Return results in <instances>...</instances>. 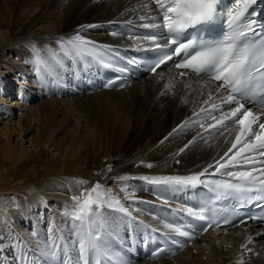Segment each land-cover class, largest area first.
Instances as JSON below:
<instances>
[{"label": "bare ground", "instance_id": "1", "mask_svg": "<svg viewBox=\"0 0 264 264\" xmlns=\"http://www.w3.org/2000/svg\"><path fill=\"white\" fill-rule=\"evenodd\" d=\"M143 2L3 0V4L12 11L11 17L16 15L25 19L24 29H17L7 36L0 34V158L15 165H26L29 168L25 175H33V179L31 183L19 181L8 192L0 181V258L12 246L13 230L32 243L33 227L42 235L49 221H63V210L72 205L73 196L90 189L96 182L118 193L125 207L135 212L137 209L132 207L131 201L149 194L141 190L138 179H132L123 183L134 188L135 194L131 199H125L118 183L120 176L192 174L212 163L213 158H218L228 147L230 139L225 133L212 138L201 133V138L197 134L202 128L189 127L173 132L208 96V86L200 89L202 80L193 79L192 90H189L185 84L190 78L176 80L166 69H162L158 74L145 76L122 90H100L89 95L74 94L61 98L55 96V88L67 87V73H74L75 66L81 69L80 65L65 58L57 76L58 83L55 84L34 70L32 45L40 49L41 55L48 56V49L56 48L58 38L69 37L77 30L102 45L131 44V39L119 33L118 29L123 21L135 22L143 14ZM55 10L59 13L57 17L49 12ZM81 25L97 27L81 29ZM113 32L117 35L113 36ZM35 100L41 101L36 106L26 105ZM185 100L187 103H184ZM108 105L116 110L113 111L116 114L115 122L108 127L109 141L116 143H112L103 156L106 158L112 151L119 153L116 158H122V154L128 155L140 149L141 143H148L149 146L132 160L110 163V172L107 171L109 166L92 172L86 165L88 154L81 153V149L87 141L89 143V139H93L91 133L102 128L100 113ZM28 107L34 108L31 111ZM82 112L89 128H83L81 118L74 116ZM61 131L67 132V138L61 141L72 145L67 146L65 151L61 147L57 150L50 144L57 141ZM193 137H196L195 141ZM128 139V145L123 147L124 143L121 142ZM190 141L193 142L190 144ZM165 144L169 148L167 153L155 158L152 153L149 154L153 148L160 145L162 148ZM182 148L185 150L180 152ZM45 150L50 153L48 160L40 156ZM146 158L155 159L153 168L141 164V161H147ZM177 160L180 163L172 165ZM31 161H36V167L29 164ZM8 193L15 196L8 197ZM106 214L115 220L119 231L121 214L108 210ZM261 231L260 227L242 224L225 232L207 233L173 258L139 264H237L239 261L243 264H264V235ZM119 237L121 240L120 233ZM242 245H247V248ZM9 262L14 264L10 258Z\"/></svg>", "mask_w": 264, "mask_h": 264}, {"label": "snow or ice", "instance_id": "2", "mask_svg": "<svg viewBox=\"0 0 264 264\" xmlns=\"http://www.w3.org/2000/svg\"><path fill=\"white\" fill-rule=\"evenodd\" d=\"M255 3L256 0H234L228 9L219 7L222 0H146L141 5L145 12L138 16V20L143 22L139 26L152 31L128 38L147 42L144 48L157 53L147 70L155 74L161 65L178 57L179 61L173 66L187 70L178 73L181 78L190 77L186 88L192 90L193 79L215 82L207 99L202 101L208 107H201L198 112L193 110L192 115L173 132L196 127L203 128L205 132L215 129L222 134L238 127L230 147L199 172L139 177L123 175L118 178L125 199H131L135 194L134 188L123 183L132 179L154 186L153 190L164 205H168V199L162 195L164 192L203 187L209 194L197 205L179 210L190 218L188 222L161 217L163 230L145 225L148 230L147 236L142 237L145 244L150 242L148 237L154 238L158 234L166 243L182 249L185 243L176 237L187 241L196 238L191 221H208L200 229L203 233L214 226L219 228L232 224L241 210L253 203L264 213V35L257 39V28L264 30V25H257L249 18L248 10ZM218 22L225 25L221 35H206ZM93 27L97 25L80 26L81 29ZM111 34L117 35L115 32ZM31 48L34 70L53 84L58 83L57 76L65 58L85 69L92 65L113 69L116 68L114 61L119 58L117 49L88 39L80 30L69 37L58 38L56 48L48 49V56L41 55L35 45ZM117 70L126 71L125 68ZM102 86L111 88L113 81ZM205 87L207 85H200L201 90ZM208 120L214 123L204 128V122ZM197 135L203 138L201 133ZM195 139L193 137V141ZM184 150L182 148L180 152ZM141 164L147 168L154 167L152 163L141 161ZM107 171H112L110 166ZM72 199V205L63 210V221H49L43 235L33 227L32 243L12 231L17 264H130L121 246L118 225L106 210L120 213L119 219L128 225L133 221L143 222L125 207L120 195L96 182ZM153 218L156 219L157 215L153 214ZM248 219L264 223V215ZM242 247L247 248V245ZM167 251L162 246L153 253V258L161 253L167 254Z\"/></svg>", "mask_w": 264, "mask_h": 264}, {"label": "rangeland", "instance_id": "3", "mask_svg": "<svg viewBox=\"0 0 264 264\" xmlns=\"http://www.w3.org/2000/svg\"><path fill=\"white\" fill-rule=\"evenodd\" d=\"M0 2H1L0 4L2 5V6H0V34H4V36H7V35H11V33L16 31L17 29H24L23 20L25 18H20V16L17 17L16 15L11 17L12 11L8 10V7L3 4V0H0ZM3 7H4V9H3ZM49 12L52 13V16H55V17L59 16L58 11H56V10L54 12H52V11H49ZM49 12H47L46 14H50ZM40 101L41 100H35V101L30 102L26 105H29V106L35 105L36 106ZM28 108H30L29 110L32 111V109L34 107L33 108L28 107ZM114 109H115L114 107H111L109 105L105 106V110L102 112V114L100 113V120H99L100 123L102 124V128H99L98 130L93 131L91 133L93 135V139H89L90 140L89 143L87 141L85 143V145H83L84 147H82V149H81V153L83 152L85 154L86 153L88 154V155H86L87 156L86 158H89V160L86 161V165L88 167H90L92 172H99L102 168L109 166L110 163L126 162V161H128V159L132 160L133 158L138 157L145 149H148V146H149L148 143H141V146H139L140 149H138L132 153H129L128 155L122 154V158H120V157L116 158L119 153L114 154V153H112V151H111V154L109 156H106V158H105V156H103L104 154H106L108 149L110 147H112V143H116V142H110L109 141V133H108L109 132L108 127H111L113 125V123L115 122L114 120L116 119V114H114V112H113L116 110H114ZM74 116L76 117V119L81 118V125H83L82 126L83 128H89L88 126H86V124H87V122L85 120L86 117L83 115V112L80 113L79 115H74ZM75 117H74V119H75ZM75 120H73V121H75ZM84 131H88V129H84ZM66 133H67L66 131H61L59 136H58L59 138L57 137V141L55 140V143H50V144H52L54 146V148H56L57 150H58V148L61 147L60 149L62 151H65L66 147L70 145V143H65V142L61 141V139L67 138ZM130 137H132V136H130ZM164 137L159 139L157 142L162 140ZM14 139H17V137H15ZM91 141H93V143ZM121 143H124L123 147H125L126 145H128L129 139L127 140V142L125 141V142H121ZM70 146H72V145H70ZM161 146L162 145H160L157 148H153V151H151L149 154L152 153L154 155L153 157L155 158L157 155L165 154L169 151V148L166 147V144L162 148H161ZM116 149H117V147L113 149L114 152L116 151ZM54 152H56V151L54 150ZM186 153H189V151H187ZM40 156L43 157L42 159L48 160L50 157V153L48 152V150H45V151L41 152ZM146 159H147V161L144 162L145 164L146 163H153L155 161V159H151V158H146ZM149 161H151V162H149ZM173 162H172V165L177 164L176 161H173ZM29 164L32 165V167H36V161H31V163H29ZM28 168L29 167H27L26 165L25 166L24 165L22 166V164L15 165V163H11L10 161L5 160L4 158H0V170L6 169V171H4V172L0 171V176H1L0 181L2 183L3 189L8 192L9 189L15 187L14 184L18 183L21 180L30 182L33 179V175H30L32 177H30L29 175H25L26 170H28ZM13 196H15V195H12V194L8 195V197H13ZM17 197L20 200H22L21 199L22 197L20 195H17Z\"/></svg>", "mask_w": 264, "mask_h": 264}]
</instances>
